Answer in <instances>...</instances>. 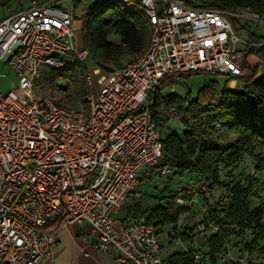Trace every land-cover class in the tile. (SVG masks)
I'll return each mask as SVG.
<instances>
[{
  "label": "built area",
  "instance_id": "built-area-1",
  "mask_svg": "<svg viewBox=\"0 0 264 264\" xmlns=\"http://www.w3.org/2000/svg\"><path fill=\"white\" fill-rule=\"evenodd\" d=\"M134 1L145 9L147 47L120 69L87 68L86 104L78 108L34 96L46 68L90 57L75 42V0H33L0 21V63L18 79L4 93L0 74V264H40L57 245L60 222L87 223L95 247L122 264H167L154 222L114 218L145 171L170 172L162 166L164 131L151 93L170 74L241 76L249 48L261 42L240 36L237 23L264 25V19L251 7H209L201 0ZM213 188L204 182L191 190ZM193 201L176 197L182 205ZM196 232L189 234L203 236L205 224ZM231 258L226 252L218 264Z\"/></svg>",
  "mask_w": 264,
  "mask_h": 264
},
{
  "label": "trees",
  "instance_id": "trees-1",
  "mask_svg": "<svg viewBox=\"0 0 264 264\" xmlns=\"http://www.w3.org/2000/svg\"><path fill=\"white\" fill-rule=\"evenodd\" d=\"M11 1L0 0V7L6 6ZM201 2L205 6L228 9L251 7L261 16L264 15V0ZM91 6L82 31L84 48L90 51L95 66L110 71L107 69L108 62L118 65L125 54L140 53L147 47L150 30L145 9L139 2L99 0ZM112 33L121 37L119 44L109 40ZM250 37L261 44L249 48V54H256L264 64V35L251 32ZM72 61L78 64L72 56L62 68ZM248 69L250 72L245 73ZM191 74L193 73L182 76ZM240 77L242 80L240 90L227 85L220 88L217 83H209L200 90L197 99H192L190 94L187 97L173 95V98L163 94L164 88L172 86L177 81L175 76L170 74L162 79L151 93L150 105L158 124L161 125L162 121L167 119L164 117V111L175 107L183 126L181 131L171 130L164 133L162 166L174 170L180 176L192 172L200 181L213 184L214 188L211 190L213 196L216 190L220 191L223 187H228L231 196L228 207L220 209L212 207L208 212L207 223H204L206 233L203 235L207 250L204 255L201 253L202 258L196 260L195 249L175 251L167 255V264H203L204 259L207 264H218L220 257L228 252L227 246L233 237L243 241L249 235L253 238L246 246H242V249H245L243 251L248 253L242 258L246 259L248 264L264 262L248 260L256 254L257 249L264 252V202L260 194L263 185L261 183V190L258 193L261 203L252 207L250 197L253 196V190H256V184L254 187V184L235 182L233 179L224 183L222 178L224 171L229 176L236 171L245 154H250L261 162L257 164L256 169L264 168V157L254 152L257 148H264V75L259 74L257 67L245 64ZM218 125L226 129L233 138L228 141L220 139L217 135ZM252 176L254 182H259L258 178L253 174ZM190 195L191 193L187 194L185 191L182 196L193 197ZM176 197L172 195L171 200L165 205L159 204L146 211L142 210V206L137 201L128 208L123 220L130 217L142 218L154 222L157 229L175 224L168 233L172 236L175 234L180 236L181 232L177 224L181 216L190 209L186 204H178ZM215 226L218 228L215 229ZM189 235V230L183 232L182 241H188Z\"/></svg>",
  "mask_w": 264,
  "mask_h": 264
},
{
  "label": "rangeland",
  "instance_id": "rangeland-1",
  "mask_svg": "<svg viewBox=\"0 0 264 264\" xmlns=\"http://www.w3.org/2000/svg\"><path fill=\"white\" fill-rule=\"evenodd\" d=\"M29 4L30 0H12L6 6L0 7V21L4 17H7L14 12L20 11L23 8H26ZM74 5V20L76 21V23L73 24V28L75 30L77 29V23L82 26L81 28H83V24L87 19V14L92 6L91 4L88 5V3L81 4L77 0H75ZM262 18L264 19V15H262ZM237 24L239 25V28L236 29L237 33L244 38L250 37L251 32L257 35H264L263 24H258L251 21L247 25H245L241 20H239ZM243 26H247L248 28ZM77 39L78 37L75 36L76 44L78 43ZM109 40L111 42L119 44L121 42V37L118 34L112 33L109 36ZM128 57L129 54H125L124 56H122L118 65L108 62L107 69L117 70L122 68ZM257 58L258 56L256 54L248 53L247 64L253 66L257 61ZM73 62L74 61H72L65 68H46L43 74L36 80V86L34 87V96L39 99H52L59 104L72 108L84 106L86 104L85 98L87 94V86L84 78L85 71L87 68L95 67L96 63L92 56L87 58L81 64L78 62L79 65L74 64ZM248 72H250V69L245 71V73ZM0 74L2 91L4 93L8 92L11 89L17 88V76L14 70H12V68L8 64L3 62L0 63ZM233 79L237 82L235 88L240 90L242 87V80L240 76L236 78H230L219 73H193L186 77L182 76L172 86L164 88L163 94L170 96V98H173V95L187 97L188 94H190V97L192 99H197L200 90L205 85H208L209 83H217L220 88H223L226 85L232 88L231 83ZM164 112V117L167 118L164 119V121H162L161 123V127L164 133L166 134L171 130L181 131L183 129V126L178 119L176 108L170 107L167 108ZM218 130L219 133H217V135L223 141H228L233 138L230 133H227L226 129L221 128V126L219 125ZM256 160L250 154H245L233 174L229 176L228 174H225L224 171L222 175L224 183L228 182L230 179H233L235 182L240 181L248 185L254 184V187L256 184V190H253V196L250 197L252 207H256L261 203L258 194L261 190V183L254 182L252 178V173L256 169L257 164L261 163L260 161L258 162V159ZM256 176L264 180V168H258ZM203 183L204 181H200L197 176L192 174V172H188L183 176H180L179 174H176L174 170L170 169V172H167L163 175L161 173V170H159L157 166L151 167L148 171H145L142 174L139 186L130 194L128 199L125 201L122 209L114 215V218L123 219L127 215L128 208L137 201L142 206V210L146 211L147 209L155 207L159 204L165 205L171 200L172 195H183L185 191L187 192V194L191 193V195L193 196L192 198L194 199L193 204L188 205L190 209L189 212L181 216V225L177 226V228L181 232L180 236L179 234H175L174 236H172L168 233V231L172 227H174L175 224H168L163 229L158 228L162 243V249L165 256L170 255L175 251H181L185 249L184 246H186V244H184L185 241H182L181 239V234L183 232L189 230V232L196 234L198 225L207 223L208 212L210 208H226L230 203L231 196L229 194L228 187H223L220 189V191L216 190L214 192V196L211 195L212 192L202 195L197 191L193 192V190H191V187L197 189ZM144 216H146V213L144 214ZM195 236H189V239L191 238L190 242L193 244L192 249H195L197 252L204 255L207 250V247L205 246V237L200 235H198L197 237ZM252 238L253 237L249 235L245 240L241 241L240 238L233 237L231 243L227 246V251L230 252L234 249H237V254H240L237 257L240 258L241 250H245L241 249V243L242 246H246L248 241H251ZM168 239H172V241L169 242ZM256 254L262 256L261 254H264V252L261 249H257ZM221 258L222 257H220V259ZM262 258H264V256H262L261 259ZM236 259L231 258L230 263L238 264V262H236ZM203 262H205L203 264H207L206 259H204Z\"/></svg>",
  "mask_w": 264,
  "mask_h": 264
},
{
  "label": "crops",
  "instance_id": "crops-1",
  "mask_svg": "<svg viewBox=\"0 0 264 264\" xmlns=\"http://www.w3.org/2000/svg\"><path fill=\"white\" fill-rule=\"evenodd\" d=\"M32 1L33 0H30V4L27 7L31 5ZM37 1L42 2L46 0H37ZM77 1H79L81 4L88 3V5L89 4L92 5L99 0H77ZM74 23H76L75 20ZM81 27L82 26L79 23H77V29L74 30L76 31L75 36L78 37L77 39L78 43L76 44L78 47L79 46L84 47L83 33ZM133 55L134 54H129L127 61L125 62V64H123L122 67H124L132 59ZM253 67H257L259 74L264 75V64L260 59L257 58V61L255 62ZM236 83H237L236 80H233L231 83V87L235 88ZM254 152L255 154H261V157H264V148L263 149L257 148L255 149ZM252 174L254 175L255 178H258L259 183H262V185L264 184V180L256 176L257 169H255ZM262 193L263 192L261 191L260 193L261 199L264 202V196L262 195ZM123 219H115V220L117 224H122L124 222ZM181 220L182 217L180 218L179 223L177 225H181ZM57 226L59 227L57 245L55 246L52 255L45 257L40 262V264H122L116 258L114 253L112 254L108 251H104L102 249L95 247L94 245L95 236L91 232L90 226L87 223L73 222L69 224H64L63 222H60L57 224ZM190 239L184 243L186 244V246H184L185 249L183 250L187 251L193 248L192 247L193 244L190 242L191 241ZM168 241L171 242L172 239H168ZM241 249H242V245H241ZM236 251L237 249L230 251L232 258L235 259L239 258L237 256L240 254H237ZM247 254H248L247 252H243L241 250V258L246 257ZM261 255L264 256V254ZM250 259L255 262L264 261V258L261 259V256L257 254H254L253 257L248 258V260ZM241 264H248V262L245 259L244 261L241 262Z\"/></svg>",
  "mask_w": 264,
  "mask_h": 264
}]
</instances>
